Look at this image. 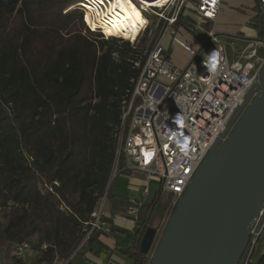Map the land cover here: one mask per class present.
<instances>
[{
	"label": "trees",
	"instance_id": "1",
	"mask_svg": "<svg viewBox=\"0 0 264 264\" xmlns=\"http://www.w3.org/2000/svg\"><path fill=\"white\" fill-rule=\"evenodd\" d=\"M80 1L0 0V249L7 264L68 260L100 199L112 197V132L141 71L134 62L145 55L129 40L90 30L80 9L68 10ZM253 22L264 38L261 10ZM165 209L157 194L134 247L125 249L134 264H149L140 243ZM41 234L48 245H36L30 262L16 254ZM254 264H264V252Z\"/></svg>",
	"mask_w": 264,
	"mask_h": 264
},
{
	"label": "built area",
	"instance_id": "2",
	"mask_svg": "<svg viewBox=\"0 0 264 264\" xmlns=\"http://www.w3.org/2000/svg\"><path fill=\"white\" fill-rule=\"evenodd\" d=\"M114 1L81 0L71 7L81 9L85 15L90 11L99 20L106 18ZM134 1L146 18L135 39L109 34L100 21L96 28L86 23L91 30L101 31L105 37L129 40L135 48L141 35L151 34L150 45L144 52L145 60L134 62L141 71L138 77L131 79V86L121 103L120 124L112 132L116 151L111 176V179L119 174L128 176L130 190L139 193V196L127 198L126 217L134 222H138L142 208L150 205L157 194L173 196L166 208L162 228L156 227L154 246L149 253L151 258L179 198L251 87L260 81L264 55H259L258 49L264 47V38H247L242 58L231 61L219 35L212 28H204L216 19L223 0H166L158 6L148 1L159 0ZM255 2L264 15V0ZM187 12L198 14L199 21L192 29L203 31L205 36L197 49L179 36H173V42L180 44L189 55L187 64L180 67L169 58L162 37L165 32L175 34L177 24L188 16ZM153 26L154 30H151ZM213 50L219 51L222 59L212 58ZM212 64L216 65L215 69ZM152 181L160 185L155 196L150 188ZM106 201L104 195L92 211L90 220L85 222V241L96 232L112 231L104 219L108 215ZM263 239L264 201L238 264H254L257 247ZM15 250L18 255L34 251L28 242L18 244Z\"/></svg>",
	"mask_w": 264,
	"mask_h": 264
},
{
	"label": "water",
	"instance_id": "3",
	"mask_svg": "<svg viewBox=\"0 0 264 264\" xmlns=\"http://www.w3.org/2000/svg\"><path fill=\"white\" fill-rule=\"evenodd\" d=\"M263 201L264 66L179 198L149 264H238ZM156 233L146 229L142 253Z\"/></svg>",
	"mask_w": 264,
	"mask_h": 264
},
{
	"label": "crops",
	"instance_id": "4",
	"mask_svg": "<svg viewBox=\"0 0 264 264\" xmlns=\"http://www.w3.org/2000/svg\"><path fill=\"white\" fill-rule=\"evenodd\" d=\"M256 11L255 0H223L221 10L216 19L204 25V28H212L219 35L220 41L226 46L228 58L231 61L242 58L247 38L259 36L258 29L253 22ZM187 14L188 16L177 25L193 28L195 22L199 21L198 14L196 12H187ZM186 31L189 32L188 30ZM193 32L195 34L194 42L198 46L200 41L204 39L205 34L200 30L196 31L193 29ZM178 46L183 48L180 44ZM261 51L264 52V47L258 49L259 53ZM120 177L127 182V189L120 190L117 188L113 190L112 185V197L107 199L105 204V210L108 215L104 219L112 231L110 233L96 232L93 238L87 241L83 240L68 260L63 261L57 258L51 264H134L133 259L125 252V249H132L134 247L139 224L147 219L146 211L149 205L147 204L140 211L138 222L127 218V198L132 195L139 196V193L130 190L128 176L122 175ZM152 196H155V193L152 192ZM165 196L168 197L169 202L173 197L167 194ZM167 205H165L166 208ZM263 252L264 245L256 260L259 259ZM4 256V249H0V264H7ZM22 256L27 262H30L35 254L26 253L22 254Z\"/></svg>",
	"mask_w": 264,
	"mask_h": 264
},
{
	"label": "rangeland",
	"instance_id": "5",
	"mask_svg": "<svg viewBox=\"0 0 264 264\" xmlns=\"http://www.w3.org/2000/svg\"><path fill=\"white\" fill-rule=\"evenodd\" d=\"M73 7H70L68 10H72ZM76 9V8H74ZM78 9V8H77ZM81 10V9H80ZM82 11V10H81ZM83 12V11H82ZM90 13V12H88ZM88 13H86V15L84 14L83 12V20L86 24V26L88 27L87 23H86V17L88 16ZM89 24V23H88ZM89 28V27H88ZM90 29V28H89ZM191 29V30H190ZM91 30V29H90ZM151 30H154V26ZM189 32L186 31L185 27L182 26V25H177L176 26V33L173 34V33H168V32H165L163 37H162V43L164 44V46L167 48V53L169 55V58L173 61V63L177 66H180V67H183L185 65V63L187 62L188 60V53L181 47L178 46V44H176L175 42H173V36L174 35H177L179 36L187 45L193 47L194 49H197V45L195 44L194 42V32H193V29L192 28H188L187 29ZM97 31V30H96ZM86 32V31H85ZM101 32V31H100ZM192 32V33H191ZM102 33V32H101ZM103 34V33H102ZM104 35V34H103ZM105 36V35H104ZM106 38H109V37H106ZM150 40H151V34L149 32H145L143 35H141L139 37V43H138V47L139 49L142 51V53L144 54V52H146V50L148 49L149 45H150ZM230 50V48H229ZM259 55L263 56L264 55V52H260ZM120 176L122 175H117L115 178L113 179H110V183H109V186L111 183H113V190L119 188L120 190H125L127 189V182L122 179ZM159 183L156 182V181H152L150 183V188H151V191L153 193L159 191ZM169 203V199L167 196L163 195V198H162V204L163 205H167ZM168 206V205H167ZM1 211H0V219H1ZM165 215V211L164 213L160 214V213H157L155 215V217L153 218V225L151 226H154V227H161L162 228V225L164 223V216ZM44 237V234H41V235H36L35 237L32 238L31 240V245H32V248H33V254H37L38 251L35 249V246L38 245L42 238ZM264 241L262 240L258 247H257V250H256V254H255V257L257 258L259 256V254L261 253V249L263 248V243ZM48 245V243L46 241H42L41 242V248L42 249H46V246ZM4 249V248H3ZM26 254V253H25Z\"/></svg>",
	"mask_w": 264,
	"mask_h": 264
},
{
	"label": "bare ground",
	"instance_id": "6",
	"mask_svg": "<svg viewBox=\"0 0 264 264\" xmlns=\"http://www.w3.org/2000/svg\"><path fill=\"white\" fill-rule=\"evenodd\" d=\"M166 0H159L154 3L148 1L153 6L162 5ZM84 4V3H82ZM90 12V11H88ZM87 12V13H88ZM105 19L96 20L90 12L86 17L92 28H96L99 22L111 35H120L124 38L135 39L140 28L146 23V18L134 0H115L108 8Z\"/></svg>",
	"mask_w": 264,
	"mask_h": 264
},
{
	"label": "clouds",
	"instance_id": "7",
	"mask_svg": "<svg viewBox=\"0 0 264 264\" xmlns=\"http://www.w3.org/2000/svg\"><path fill=\"white\" fill-rule=\"evenodd\" d=\"M210 56H211L212 58H214V59H222L221 53H220L219 51H217V50H213V51L210 53ZM206 67H208V65H206ZM211 67H212L213 69H215L216 65H215V64H212ZM184 147H185V148L187 147L186 143L184 144Z\"/></svg>",
	"mask_w": 264,
	"mask_h": 264
}]
</instances>
